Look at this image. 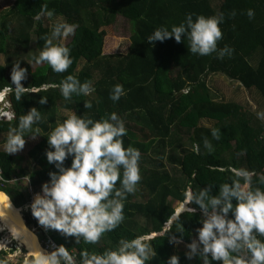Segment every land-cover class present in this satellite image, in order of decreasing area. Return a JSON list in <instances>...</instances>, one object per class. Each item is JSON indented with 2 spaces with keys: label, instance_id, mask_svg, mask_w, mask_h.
I'll return each instance as SVG.
<instances>
[{
  "label": "trees",
  "instance_id": "trees-1",
  "mask_svg": "<svg viewBox=\"0 0 264 264\" xmlns=\"http://www.w3.org/2000/svg\"><path fill=\"white\" fill-rule=\"evenodd\" d=\"M43 4L54 10L51 19L62 16L68 23L78 25L65 44L71 49L73 63L64 73L53 72L46 63L39 64L33 71L30 69V82L22 81L29 89L37 88V92L29 90L19 100L13 92L7 93L14 118L0 119L3 143L9 129L16 127L19 117L32 107L38 108L46 119L34 125L41 128V141L33 148L26 166L20 165L21 156L0 151V189L16 206H25L32 199L31 191H41L44 182L50 180L49 173L58 171L47 161L46 153L52 150L47 134L66 118L60 108L78 115L87 113L93 119L115 112L126 123L125 147L131 145L141 151L144 169L136 192L125 201V220L95 245L82 239L77 243L74 236L57 230H51L50 235L58 246L76 249L80 258L82 250L102 252L115 248L121 238L148 234L157 255L147 264H167L172 255L180 257V264H202L199 256L190 262L181 250L198 237L196 230L202 227L203 212L198 205H190L197 209L194 214L183 212L179 206L183 213L167 226L175 213L170 199L182 202L189 185L194 192L212 185L215 195L220 184L236 178L233 168L264 174V123L238 102L219 99L208 84L211 74L222 73L246 89L258 90L264 98V0H221L218 7L213 0H15L9 10L18 20L14 30L9 20L4 22L6 14L0 19V53H9L14 44H19L15 54L22 51L31 59L39 54L44 46L42 37L50 34L53 26L45 24L42 17L34 18ZM249 9L254 11L252 18L247 15ZM233 12L235 16L231 15ZM189 13H223L224 35L218 47L229 45L235 50L232 55L220 59L216 53L192 54L186 39L177 43L174 37L148 42V36L158 27L168 25L170 29L173 24L179 25ZM118 15L131 23L129 50L126 54H103L104 29ZM257 54L260 57L255 66L251 60L258 58ZM69 74L81 82L91 80L95 91L88 96L73 94L70 101L65 100L54 85ZM117 83L123 84L127 95L113 102L109 96ZM9 84L8 67L0 63V90ZM42 96L48 98L44 105L39 104ZM86 101L92 103L91 109L85 108ZM212 128L218 130L219 139L212 136ZM205 138L212 144V151L204 147ZM64 163L70 167L72 157ZM258 175L252 177V188H264ZM20 177H28L30 189L16 182ZM24 215L29 225L39 224L31 210ZM178 225L184 227L183 233L177 232ZM50 235L44 233L46 239ZM171 236L179 242L170 243ZM16 250L0 247V258L7 264H21L9 259L8 255Z\"/></svg>",
  "mask_w": 264,
  "mask_h": 264
},
{
  "label": "clouds",
  "instance_id": "clouds-1",
  "mask_svg": "<svg viewBox=\"0 0 264 264\" xmlns=\"http://www.w3.org/2000/svg\"><path fill=\"white\" fill-rule=\"evenodd\" d=\"M194 15L187 14L184 21L179 25H171L170 29L168 25L158 27L148 36V42H163L174 37L179 43L186 39L192 54L208 56L216 53L220 59L231 56L235 50L229 45L218 47V42L224 35L221 28L225 21L224 14L195 15V19ZM231 15L235 16V12ZM247 15L252 18L254 11L249 9ZM42 16L51 19L54 10H49L47 4H43L34 18L39 20ZM77 26L63 20L55 22L50 34L42 37L44 46L33 57L34 62L46 63L56 73L66 72L72 65L73 58L71 49L64 41L74 34ZM27 74L28 69L21 67L20 61H16L11 71V84L0 90V96L4 95L0 103L4 102L9 92H13L19 100L29 90L33 93L38 91L35 87L29 89L22 84L27 79ZM54 86L69 101L73 94L88 96L95 91L91 80L81 82L71 74ZM125 95L127 92L123 84L117 83L112 87L109 98L118 102ZM47 101L48 98L42 96L39 104L44 105ZM9 105L11 107V103ZM84 106L91 109L92 103L86 101ZM11 111L13 112L12 109ZM256 115L264 121V111H258ZM7 118L12 120L14 114ZM45 119L36 107L21 115L18 125L9 129L3 144L4 151L7 154L21 151L27 136L31 135L35 139L41 135V128L34 125ZM211 132L214 138L219 139L217 129L212 128ZM126 135V123L115 112L93 119L87 113L78 115L71 110L66 113L63 122H57L47 134L48 144L52 149L46 153L47 161L54 164L58 171L49 173L50 180L42 185L41 193L35 195L30 205L35 222L39 223H35V226L38 227V237L44 249H49L46 241L52 238L51 230H57L68 237L74 236L77 243L82 239L86 244L95 245L105 233L112 232L123 223L125 201L129 194L136 192L142 179V153L131 145L125 147ZM204 147L209 151L213 150L207 138L204 139ZM196 151H199V145L196 146ZM69 157H72V163L70 167H66L64 162ZM232 172L236 178L231 183L220 184L215 195L211 191L212 185L195 192L189 185L183 193L184 200L180 202V210L194 214L197 209L190 205H198L203 212L202 227L196 230L198 239H193L186 245L188 251L185 255L190 260L199 256L202 264H213L214 261L220 264H264V188L251 187L252 177L258 174L236 168ZM258 180L260 185H264V174H259ZM6 194L0 192V197L8 200ZM6 206L10 208L11 203ZM180 210L176 208L172 218L166 222L167 226L183 213ZM0 219H7L4 209H0ZM10 231L12 238L18 239V231L14 226ZM177 232L183 233L184 227L178 225ZM44 233L50 237L46 239ZM151 238L148 234L136 235L131 239L121 238L115 248L102 252L82 250L79 264H147L157 255L149 243ZM169 242L179 241L176 236H171ZM0 247L7 248L3 242H0ZM0 264H7V261L0 258ZM24 264H76V259L61 244L50 252L43 249L30 251ZM167 264H180V257L172 255Z\"/></svg>",
  "mask_w": 264,
  "mask_h": 264
},
{
  "label": "rangeland",
  "instance_id": "rangeland-1",
  "mask_svg": "<svg viewBox=\"0 0 264 264\" xmlns=\"http://www.w3.org/2000/svg\"><path fill=\"white\" fill-rule=\"evenodd\" d=\"M14 2H15V0H0V19L4 14H6L7 18L4 20V22L9 20L12 24L13 30H14L13 25L17 24V22H18L17 17H15V14L9 13V10L14 5ZM213 2L215 4V6L218 7L221 0H213ZM42 18L45 20V24H54L58 20L65 21L62 16H57V17H55V19H49L47 16H42ZM104 32H105V35H104V42H103V46H102V53L103 54H120V53L126 54L128 52L129 46L131 44V32H132L131 23L128 19L122 17L121 15H118L116 17L115 22L112 25L105 27ZM72 36L73 35H70L69 37H67L65 39L64 43L67 44L68 42H70V40L72 39ZM13 37H15V36H13ZM16 49H20L19 44H14L13 49L11 51H9V53H0V63L5 65L6 67H8V70H9L10 75H11V71H12V67H13L14 63L16 61H20L21 67L28 69L27 79L24 80L23 82L29 83L30 82L29 80L31 79L30 69L33 71L37 67V65H39V64H36L34 62V60L31 59V57L29 55L23 54L22 51L18 55L15 54L14 51ZM254 57L252 58L251 61L256 66L259 62L260 56L258 55V58H257V56H256V58H254ZM79 69H81V67H79ZM208 84L211 87V89L213 90L214 94L219 99L226 100V101L238 102L249 113H251L256 119H258L256 113L258 111H264V98L262 97L260 92L256 89H246V87H244L239 81L233 80V79L229 78L228 76H226L222 73L211 74L208 77ZM3 97H4L3 95L0 96V102L2 101ZM7 100H8V96H6V99L4 100L3 103H0V113L2 114V116L5 112L11 111V107L9 105V103H11V102L10 101L7 102ZM59 111H60V113H63V114H66L68 112L66 109H62V108H60ZM2 118L9 120L8 118H6L4 116ZM258 120L261 121L260 119H258ZM261 122L264 123V121H261ZM40 141H41L40 136H37L35 139H33L30 136L26 139V143H25L24 148L21 151L15 153L16 156H18V155L21 156L19 158L23 161L22 164H20L21 166L27 165L26 160H28L29 157L31 158L30 154L33 150H35L33 148ZM3 144L4 143L2 142V135H0V151H4ZM38 146H41V145H38ZM140 166H141V171H142V175H143L144 169H143V165L141 162H140ZM36 168L41 169V166L37 165ZM15 180H16V182L21 183V185H23V187L25 189H30L29 188L30 183H29L28 177H24V178L20 177V178H16ZM46 182H48V181H46ZM31 192H33L31 201L29 202V204L22 207L21 213H22L23 217L25 216L24 215L25 211L31 210L30 205H31V203L34 200V197L36 195V193L34 191H31ZM39 192L41 193V191H39ZM170 203H171L172 207L175 208V210L181 204L179 201H176L172 198L170 199ZM32 225H33V227H35L36 230L33 229V227H32V229L35 231L34 233L38 237V232H39L38 227H36L35 224H32ZM196 234L198 236L197 231H196ZM0 238H1V242L6 244V246H7L6 249H12L13 247L17 248V250L14 253H10L8 255L9 259L15 263H18L21 261V264H24V260L28 254L27 249L24 246H21V244L18 241L14 240L12 238V235L9 234L7 230H4V228L1 225H0ZM196 239H198V237ZM42 247L44 249V245ZM45 249L49 252L51 251L50 249H47L46 247H45ZM181 251H185V253H186L188 251V249L186 247V249L181 250ZM194 259H195V257L192 258L191 260L189 259V261L191 262Z\"/></svg>",
  "mask_w": 264,
  "mask_h": 264
},
{
  "label": "bare ground",
  "instance_id": "bare-ground-1",
  "mask_svg": "<svg viewBox=\"0 0 264 264\" xmlns=\"http://www.w3.org/2000/svg\"><path fill=\"white\" fill-rule=\"evenodd\" d=\"M3 116L7 117V114H3ZM3 116H0V119H2ZM0 192L3 191L0 190ZM7 197L8 200H5L4 197H0V209H4V211L7 213V219H0V225L4 228V230H9V234H11L10 228L14 226L18 231V239L16 240L21 245L26 246L28 253L30 251L43 249L38 237L34 233L35 231L29 225H27L28 227L26 226L22 218L21 209L18 207L16 208L9 195H7ZM9 202L11 203L10 208L6 206ZM43 250L47 251L46 249Z\"/></svg>",
  "mask_w": 264,
  "mask_h": 264
},
{
  "label": "built area",
  "instance_id": "built-area-1",
  "mask_svg": "<svg viewBox=\"0 0 264 264\" xmlns=\"http://www.w3.org/2000/svg\"><path fill=\"white\" fill-rule=\"evenodd\" d=\"M4 114H7V117L9 115H12L14 114L12 111H9V112H5ZM0 116H2V114L0 113ZM6 117V118H7ZM46 245L47 247L50 249V250H54L55 247H58V244L54 241V239L52 238H48L47 241H46ZM69 250V249H68ZM69 252L75 257L76 259V264H79V257H78V254L76 251H73V250H69Z\"/></svg>",
  "mask_w": 264,
  "mask_h": 264
},
{
  "label": "water",
  "instance_id": "water-1",
  "mask_svg": "<svg viewBox=\"0 0 264 264\" xmlns=\"http://www.w3.org/2000/svg\"><path fill=\"white\" fill-rule=\"evenodd\" d=\"M1 190V189H0ZM2 191V190H1ZM4 192V191H3ZM4 193H6V192H4ZM17 208V207H16ZM178 212V211H177ZM176 212V213H177ZM181 213V212H180ZM22 218H23V220H24V222H25V224H26V226L28 225L27 223H26V220L24 219V217L22 216ZM174 219H176V218H174ZM173 219V220H174ZM28 227V226H27ZM32 228V227H31ZM9 231V230H8ZM38 239H39V237H38ZM16 240V239H15ZM17 241V240H16ZM40 241V240H39ZM21 246H23V245H21ZM25 248H26V246H24ZM27 249V248H26Z\"/></svg>",
  "mask_w": 264,
  "mask_h": 264
},
{
  "label": "flooded vegetation",
  "instance_id": "flooded-vegetation-1",
  "mask_svg": "<svg viewBox=\"0 0 264 264\" xmlns=\"http://www.w3.org/2000/svg\"><path fill=\"white\" fill-rule=\"evenodd\" d=\"M16 207H18V206H16ZM22 207L23 206H20V207H18V208H20L21 209V211H22ZM24 218H25V216H24ZM26 220V219H25ZM26 223H27V220H26ZM28 224V223H27ZM29 225V224H28ZM30 227H33V225H29ZM33 229H35L34 227H33ZM7 230V229H6ZM36 230V229H35Z\"/></svg>",
  "mask_w": 264,
  "mask_h": 264
},
{
  "label": "crops",
  "instance_id": "crops-1",
  "mask_svg": "<svg viewBox=\"0 0 264 264\" xmlns=\"http://www.w3.org/2000/svg\"><path fill=\"white\" fill-rule=\"evenodd\" d=\"M36 193H40V192H36ZM25 219V218H24Z\"/></svg>",
  "mask_w": 264,
  "mask_h": 264
}]
</instances>
